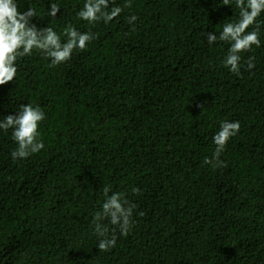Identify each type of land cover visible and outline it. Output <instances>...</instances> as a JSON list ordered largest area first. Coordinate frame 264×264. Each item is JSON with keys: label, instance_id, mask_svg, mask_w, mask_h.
Here are the masks:
<instances>
[{"label": "trees", "instance_id": "1", "mask_svg": "<svg viewBox=\"0 0 264 264\" xmlns=\"http://www.w3.org/2000/svg\"><path fill=\"white\" fill-rule=\"evenodd\" d=\"M17 2L37 28L94 39L58 66L34 49L0 85V118L26 103L46 113L45 147L26 159L0 131V264H264V29L236 75L222 64L229 45L204 36L238 18L234 3L113 0L123 12L89 24L76 16L84 0ZM222 120L240 131L213 167ZM105 186L135 206L134 226L99 251Z\"/></svg>", "mask_w": 264, "mask_h": 264}, {"label": "clouds", "instance_id": "2", "mask_svg": "<svg viewBox=\"0 0 264 264\" xmlns=\"http://www.w3.org/2000/svg\"><path fill=\"white\" fill-rule=\"evenodd\" d=\"M113 0H84L83 7L76 13L77 19L89 24L103 22L110 23L123 12V7L110 4ZM223 5L233 3L239 9L238 18L233 22L225 23L222 31L204 34L209 45L217 41L226 42L229 47L222 60L225 68L232 73L240 74V61L242 52L251 51L252 47H261V30L264 21L258 17L264 13V0H222ZM132 0H125L124 7L130 8ZM60 7L53 3L47 15L56 19ZM37 15L35 9L28 8L21 12L17 0H0V85H5L14 80L17 75L18 58L30 56L33 50H38L52 66H58L71 59L75 50L83 51L94 39L91 32H81L71 24L58 34L52 27L37 28L32 18ZM135 15L128 17V23L137 21ZM251 26V30H249ZM64 37L62 41L61 37ZM253 57H249L247 68H255ZM46 119V113L39 105L32 103L21 104L13 114L0 118V131L11 130L12 140L16 148L11 152L13 161L23 160L44 149L45 145L40 138L39 126ZM240 131L239 121H220L219 130L212 137L216 146L212 158H205L204 163L213 167L223 166L220 160L228 141ZM104 200L100 210L93 217L94 232L97 236L99 251H109L116 245L118 230L120 235H127L134 226L133 212L135 206L131 204L124 193L113 191L109 186L103 189ZM139 194V188H133ZM142 215V213H140ZM107 221L112 226L111 234Z\"/></svg>", "mask_w": 264, "mask_h": 264}]
</instances>
